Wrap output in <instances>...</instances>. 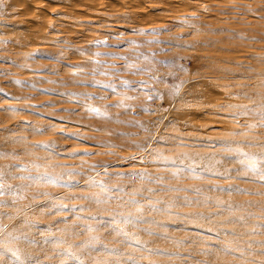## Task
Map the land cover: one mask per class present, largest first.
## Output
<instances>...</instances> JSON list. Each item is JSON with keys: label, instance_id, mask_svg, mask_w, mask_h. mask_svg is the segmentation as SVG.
Wrapping results in <instances>:
<instances>
[{"label": "rangeland", "instance_id": "rangeland-1", "mask_svg": "<svg viewBox=\"0 0 264 264\" xmlns=\"http://www.w3.org/2000/svg\"><path fill=\"white\" fill-rule=\"evenodd\" d=\"M0 89V264H264V0H0Z\"/></svg>", "mask_w": 264, "mask_h": 264}, {"label": "snow or ice", "instance_id": "snow-or-ice-1", "mask_svg": "<svg viewBox=\"0 0 264 264\" xmlns=\"http://www.w3.org/2000/svg\"><path fill=\"white\" fill-rule=\"evenodd\" d=\"M92 43H95V42H92ZM128 43H134V41H128ZM68 47H72V46L71 45H68ZM85 51H86L85 49H76V53H79L81 55H83L85 53ZM120 59L127 60V57H120ZM144 59L147 60L148 57L145 56ZM171 64H175V60H171ZM74 67H78V66H74ZM121 67L122 68H125V69H127L129 71H131L134 75L137 74V73L144 72V71H147L148 70V69H146V68H144V67H142V66H140L138 64H135L133 62H129V63L125 64V65H122ZM179 67H181L184 71H187V68H185L183 65H180ZM113 70H118V69L114 68ZM103 74L104 75H108L109 73L108 72H105ZM172 75H174V74H172ZM151 78L152 79H155V77H151ZM120 82L122 84H124V85H127V84L130 83V81L127 80V79H122ZM91 83L92 84H101L103 82L102 81H98V80H94V81H91ZM146 86H147V81H141L140 82L139 87L143 88V87H146ZM107 87L108 88H111V89H113V91H115V87H114V84L113 83H108L107 84ZM0 91H2V89H0ZM178 92H179V85L172 86V87H170L163 94V98H167V96H169V95L175 96ZM120 95L123 97L121 100H118L116 102H113L110 105H106L105 108H107V107H116V108L130 109L131 108V105L125 103V100H133V99H135V97L134 96H130V95H126L125 93H120ZM98 98L101 99V100L106 99V97H103V96H98ZM153 98L154 97H153V95L151 93H149V94H147L145 96V99L148 100V101L153 100ZM157 98H161V97H157ZM139 107L143 108L144 105H140ZM86 108H87V111L89 113H94V114L103 115V116H108L109 115V113L107 111H102L100 108H96V107H94L92 105H86ZM145 130L146 131H150V129H147V128H145ZM148 138L150 139L151 137H148ZM157 139H159V138H157ZM133 144H136V142H133ZM34 146H36V145H34ZM47 146L49 148H51L52 147V144L49 143ZM136 146L138 148H142L143 147V145H140V144H136ZM132 159H135V157H133ZM84 163H86V161H84ZM96 163H98V164H104V163H107V162L98 161ZM90 167L93 170H95V164L94 165H91ZM105 174L107 175L108 173L105 172ZM42 175H43V178L46 179V180L62 179V176L60 174H58V173H48V172H45ZM90 183H99L100 186H101V188H102V190L104 191V193L106 195H110V190L108 188H106V187L103 186V182H95V181H92L91 178H90ZM114 187H116V186H114ZM2 188H3V185L0 184V189H2ZM44 195H48V193H44ZM66 198H68V199L74 198V194H73V196H69V197H66ZM83 198L84 199H87L88 197L85 196ZM129 202L130 203H138V201H135V200H132V201H129ZM0 203H3V202L0 201ZM52 207L55 208L56 205L53 204ZM61 207H66V205H61ZM73 207H75V206H73ZM49 211H51V209H49ZM138 211H139V209H138ZM96 215H99V213H97ZM109 215H111V214H109ZM124 219L127 220V217H124ZM108 223L110 225L115 224L116 223V217H113L112 220L108 221ZM87 227L89 229H91L92 228V225H87Z\"/></svg>", "mask_w": 264, "mask_h": 264}, {"label": "clouds", "instance_id": "clouds-1", "mask_svg": "<svg viewBox=\"0 0 264 264\" xmlns=\"http://www.w3.org/2000/svg\"><path fill=\"white\" fill-rule=\"evenodd\" d=\"M64 55H65V53L62 52L61 56H64ZM106 59H108L110 62L105 65V72L111 73L112 75H116V76H126V75H128V71H126L124 73H117V72L113 71V69L116 67L115 61L118 59V57H110V58H106ZM95 79H99V77H97ZM101 107L103 108V103H101ZM85 115H86L85 113H77V114L69 115L66 112V113H64L62 118H64V119H73V118L82 119V117L85 116ZM56 130H57V126H55V125L51 126V131H52L53 136L55 135ZM63 130L66 131L67 129H63ZM75 134L76 135H84L83 133H80L79 131H77ZM53 142H55V141H53ZM97 155L98 156L104 155V153H97ZM85 161H86V163L88 162L87 160H85Z\"/></svg>", "mask_w": 264, "mask_h": 264}]
</instances>
